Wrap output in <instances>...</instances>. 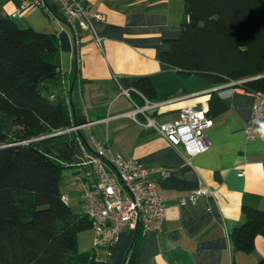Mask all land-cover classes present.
<instances>
[{
	"label": "crops",
	"instance_id": "crops-1",
	"mask_svg": "<svg viewBox=\"0 0 264 264\" xmlns=\"http://www.w3.org/2000/svg\"><path fill=\"white\" fill-rule=\"evenodd\" d=\"M43 1L42 6L23 10L22 0H0V18L56 39L54 61L63 77L71 122L77 127L70 180L84 176L80 165L90 136L124 158L169 171L164 178L156 177V190L165 204L162 230L139 234L136 264H259L264 260V236L256 237L250 253L234 250L230 242L233 230L245 220L244 207L264 210V138L245 135L249 126L264 128V119L252 120V95L227 84L213 85L195 74L182 76L159 60L169 49L164 40L177 38L187 19L185 0H79L90 17L100 16L92 20V28L102 40L101 49L86 30L80 31L76 45L60 4ZM140 77L151 80L154 98L144 99L133 91L132 81ZM121 89L133 92L135 101L120 94ZM213 94L223 105L220 113H216L217 103L210 107ZM133 104L147 106L146 115L158 122L173 121L186 106L207 108L208 149L186 158L156 130L145 127L142 114L125 115ZM200 182L213 194L198 196L193 205H180L178 199ZM76 183L81 213L84 184ZM134 234L124 228L114 244L94 246L93 231L88 229L77 233L78 251H92L107 264H123Z\"/></svg>",
	"mask_w": 264,
	"mask_h": 264
},
{
	"label": "trees",
	"instance_id": "trees-1",
	"mask_svg": "<svg viewBox=\"0 0 264 264\" xmlns=\"http://www.w3.org/2000/svg\"><path fill=\"white\" fill-rule=\"evenodd\" d=\"M185 2L187 19L177 38L164 40L169 49L159 60L182 76L264 92V0ZM56 52L54 35L0 18V264H107L78 251L77 233L91 224L62 200V171L71 168L77 134L66 132L73 124ZM132 89L144 99L155 96L147 77L133 80ZM214 102L220 113L215 94L210 107ZM242 212L230 242L250 253L264 236V210ZM134 232L123 264H136L139 224Z\"/></svg>",
	"mask_w": 264,
	"mask_h": 264
},
{
	"label": "built area",
	"instance_id": "built-area-1",
	"mask_svg": "<svg viewBox=\"0 0 264 264\" xmlns=\"http://www.w3.org/2000/svg\"><path fill=\"white\" fill-rule=\"evenodd\" d=\"M61 7L66 22L70 25L76 45L81 30L90 32L94 44L101 49L102 40L95 35L92 20L79 0H56ZM43 0H22L21 8L42 6ZM236 83L227 84L232 87ZM120 94L128 99L129 90L121 89ZM252 120L264 119V92L252 93ZM131 100V99H130ZM147 106L133 104L126 116L132 118L137 114L145 117L144 126L156 130L165 141L186 158L201 154L208 149L209 143L205 130L211 120L207 108L186 106L176 119L170 122H158L146 115ZM72 127L66 132L76 131ZM248 139L256 136L264 138V128L249 126L245 129ZM187 159V160H188ZM83 178L74 176L76 182L84 184L82 192L81 213L87 216L93 231V245L110 246L116 242L124 228L135 230L139 224L142 232H160L165 219V204L156 190V177L164 178L169 171L162 168H148L135 158H124L110 150L108 144L101 143L90 136V147L84 155L81 165ZM83 181V182H82ZM89 181V182H88ZM213 190L203 182L178 199L180 205L195 204L196 198L212 195ZM63 202L67 197L62 196Z\"/></svg>",
	"mask_w": 264,
	"mask_h": 264
},
{
	"label": "rangeland",
	"instance_id": "rangeland-1",
	"mask_svg": "<svg viewBox=\"0 0 264 264\" xmlns=\"http://www.w3.org/2000/svg\"><path fill=\"white\" fill-rule=\"evenodd\" d=\"M70 172L68 169L62 171V181L60 184L61 192L69 199V207L76 213L80 210L78 206V195L80 191V186H78L75 181L70 180Z\"/></svg>",
	"mask_w": 264,
	"mask_h": 264
},
{
	"label": "water",
	"instance_id": "water-1",
	"mask_svg": "<svg viewBox=\"0 0 264 264\" xmlns=\"http://www.w3.org/2000/svg\"><path fill=\"white\" fill-rule=\"evenodd\" d=\"M71 89H72V88H70V91H69V92H71ZM74 125H75V124H74ZM8 145H12V144H8ZM8 145H4V146H8Z\"/></svg>",
	"mask_w": 264,
	"mask_h": 264
}]
</instances>
